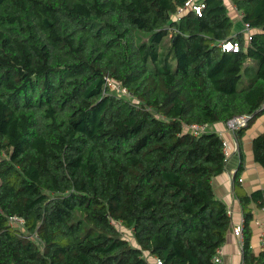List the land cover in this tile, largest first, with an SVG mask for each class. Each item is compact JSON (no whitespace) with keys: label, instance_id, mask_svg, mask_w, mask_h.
I'll list each match as a JSON object with an SVG mask.
<instances>
[{"label":"trees","instance_id":"16d2710c","mask_svg":"<svg viewBox=\"0 0 264 264\" xmlns=\"http://www.w3.org/2000/svg\"><path fill=\"white\" fill-rule=\"evenodd\" d=\"M185 1L0 0V264H215L230 217L212 126L248 114L239 139L264 113V0H228L249 41L226 0ZM252 150L264 168V131ZM238 198L241 259L264 264L248 206L264 197Z\"/></svg>","mask_w":264,"mask_h":264},{"label":"crops","instance_id":"0c3cea01","mask_svg":"<svg viewBox=\"0 0 264 264\" xmlns=\"http://www.w3.org/2000/svg\"><path fill=\"white\" fill-rule=\"evenodd\" d=\"M226 3L235 20H239L238 23H241L233 6L228 0ZM212 127L221 134L228 145L224 169L212 178V187L216 197L230 210V226L221 246L220 264H239L241 260L240 244L232 232V227L243 220V211L238 195H250L253 191L259 190L264 197V168L254 160L252 150V139L264 131V113L254 119L239 136V139H236L235 135L227 130L223 123L213 124ZM237 171V181L233 183ZM248 206L252 214L249 221V242L252 250L257 252L260 250V239L264 235V207H258L253 203ZM148 259L152 261L154 257L148 256Z\"/></svg>","mask_w":264,"mask_h":264},{"label":"built area","instance_id":"2783aa9c","mask_svg":"<svg viewBox=\"0 0 264 264\" xmlns=\"http://www.w3.org/2000/svg\"><path fill=\"white\" fill-rule=\"evenodd\" d=\"M204 7V2L203 0H186L181 8L178 9L177 13H182L185 9H190L193 10L195 13L198 15L201 13L202 8ZM242 33H244V36L247 41L251 39V31L250 28L248 27L247 24L243 25ZM220 46L224 50H233L236 51L238 49V43L235 41H230V40H225L220 43ZM105 84L107 87H109L111 90L119 91L120 93H123L125 95H130L131 93L125 88L119 86L117 82H114L110 77L105 76L104 77ZM250 118V115L248 114H241V115H235L232 116L231 118L227 119L224 122V126L227 130L232 132L234 134L235 131L238 129L245 127L247 125V121ZM189 131L193 134H197L200 131H203L207 128L205 124H190L187 126ZM222 149L223 152L225 153V156L228 154V145L225 139L222 140ZM227 214L230 217V210L227 209ZM232 232L233 234L238 238L239 244H240V249L242 252V245H243V220L238 225H234L232 227ZM259 247L260 249L264 248V235L260 239L259 242ZM213 262L215 264H220L221 262V247L217 249L216 255L213 258ZM151 264H163L162 261L154 257V259L150 262ZM239 264H243L242 259L240 260Z\"/></svg>","mask_w":264,"mask_h":264},{"label":"rangeland","instance_id":"374dc122","mask_svg":"<svg viewBox=\"0 0 264 264\" xmlns=\"http://www.w3.org/2000/svg\"><path fill=\"white\" fill-rule=\"evenodd\" d=\"M238 22H239V20H237V21H235V22L233 23L232 30H233L234 32H236V31H241V30H242L241 23H238ZM242 34H243V33H242ZM243 35H244V34H243ZM120 228L122 229L123 235H124L125 237H127L130 241H132L133 239H132V237H131V233H130L127 229L123 228L122 226H120Z\"/></svg>","mask_w":264,"mask_h":264}]
</instances>
